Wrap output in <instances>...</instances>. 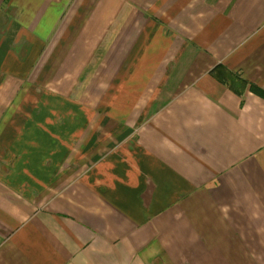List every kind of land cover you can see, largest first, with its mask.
Segmentation results:
<instances>
[{
    "label": "crops",
    "instance_id": "1",
    "mask_svg": "<svg viewBox=\"0 0 264 264\" xmlns=\"http://www.w3.org/2000/svg\"><path fill=\"white\" fill-rule=\"evenodd\" d=\"M0 264H264V0H0Z\"/></svg>",
    "mask_w": 264,
    "mask_h": 264
},
{
    "label": "trees",
    "instance_id": "2",
    "mask_svg": "<svg viewBox=\"0 0 264 264\" xmlns=\"http://www.w3.org/2000/svg\"><path fill=\"white\" fill-rule=\"evenodd\" d=\"M217 69H219V70H217V73H218V75H217V77L219 78V79H221L222 81L224 80V79H228V80H230L231 81V83H239L240 85H246V82L245 81H243L239 76H237V75H232V74H229L228 73V75H227V73H226V71H225V69H223L222 67L221 68H217ZM221 69V70H220ZM216 73V74H217ZM226 76V78H224ZM251 89H252V87H251Z\"/></svg>",
    "mask_w": 264,
    "mask_h": 264
}]
</instances>
